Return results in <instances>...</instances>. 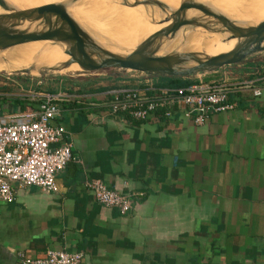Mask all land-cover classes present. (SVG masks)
<instances>
[{"label": "crops", "instance_id": "1", "mask_svg": "<svg viewBox=\"0 0 264 264\" xmlns=\"http://www.w3.org/2000/svg\"><path fill=\"white\" fill-rule=\"evenodd\" d=\"M262 75L264 54L183 78L233 87L235 108L200 126L178 112L143 122L108 116L113 91L143 89L147 80L139 77L18 85L9 98L36 93L39 101L52 95L89 106L82 117L61 107L52 121L72 145L58 192L20 188L13 203H0V264L47 250L81 253V264H264V86H233ZM16 112L0 104V115ZM92 179L133 195L132 212L96 203L84 187Z\"/></svg>", "mask_w": 264, "mask_h": 264}, {"label": "built area", "instance_id": "2", "mask_svg": "<svg viewBox=\"0 0 264 264\" xmlns=\"http://www.w3.org/2000/svg\"><path fill=\"white\" fill-rule=\"evenodd\" d=\"M264 86V75L256 81H247L235 87ZM224 85H191L180 89H156L147 81L143 89H119L113 91L114 102L108 116L124 117L136 122L148 120L157 111L170 118L181 113L197 126L203 125L210 115L231 111L235 104L229 102L231 87ZM157 94L155 98L151 94ZM262 94L261 87L253 95ZM32 101L36 93L21 95ZM60 96H42L35 110L0 115V203L15 201L20 188L37 187L47 193H57L56 177L73 160L72 145L63 126H53L62 109L53 101ZM86 191L92 194L99 205L117 209L122 215L132 212L133 195H123L109 189L100 180L85 182ZM83 255L64 250H47L41 256L29 258L17 255V264H81Z\"/></svg>", "mask_w": 264, "mask_h": 264}, {"label": "water", "instance_id": "3", "mask_svg": "<svg viewBox=\"0 0 264 264\" xmlns=\"http://www.w3.org/2000/svg\"><path fill=\"white\" fill-rule=\"evenodd\" d=\"M79 0H70L74 4ZM124 1V7H150L158 10L163 16L158 24H167L148 37L143 43L126 55H112L103 50L91 35L84 33L70 18L67 5L51 4L25 11L13 10L0 0V8L7 11V15L0 16V51L38 41H53L64 43V54L70 57L68 64L75 63L80 70L94 73L106 70L130 71L146 75L151 78L170 77L187 78L195 75L211 73L227 66L237 65L243 61L264 53V21L253 26H243L220 13L211 11L207 6L195 3L194 0H184L180 7L171 11L165 4L157 0H132L131 4ZM13 8V9H12ZM188 11L199 13L204 19H185ZM32 23L40 22L44 29L26 34L13 33L2 27L4 23ZM207 25L219 27L209 28ZM203 28L210 34L226 35V41L236 40L237 43L228 53L217 56L181 52L157 56L152 46L158 41L173 40L182 28ZM93 54V59L86 58V52ZM44 71H52L44 69ZM56 71V70H55ZM29 74L28 71L16 72Z\"/></svg>", "mask_w": 264, "mask_h": 264}, {"label": "bare ground", "instance_id": "4", "mask_svg": "<svg viewBox=\"0 0 264 264\" xmlns=\"http://www.w3.org/2000/svg\"><path fill=\"white\" fill-rule=\"evenodd\" d=\"M6 5L15 10L25 11L51 4L67 5L70 18L84 33L91 35L94 41L106 52L112 55H126L143 43L157 31L164 29L167 24H158L163 16L158 10L150 7H122L119 0H80L69 4L70 0H3ZM140 1V0H139ZM165 4L171 11L180 7L184 0H157ZM264 0H194L207 6L211 11L220 13L231 21L243 26H253L264 21V9L254 8V3ZM126 2V1H125ZM129 4L128 2H126ZM18 4H23L21 7ZM130 5V4H129ZM179 5V6H177ZM100 6V7H97ZM8 12L0 8V16ZM185 19L203 20L195 11H188ZM233 19H239L235 21ZM2 27L13 33L26 34L44 29L40 22L4 23ZM184 33H194L188 28H182L173 40H158L151 48L157 56L171 53L191 52L206 56H217L228 53L236 45V40L226 41V35L206 34L212 39L197 41L183 37ZM66 45L53 41H38L19 45L0 51V72L16 73L28 71L38 75L44 69L63 72L65 69L78 66L68 64L70 57L64 54ZM88 60L93 59L91 52H86Z\"/></svg>", "mask_w": 264, "mask_h": 264}, {"label": "rangeland", "instance_id": "5", "mask_svg": "<svg viewBox=\"0 0 264 264\" xmlns=\"http://www.w3.org/2000/svg\"><path fill=\"white\" fill-rule=\"evenodd\" d=\"M80 1V0H79ZM77 1V2H79ZM88 1V0H86ZM129 4H131L132 0H126ZM120 6L124 7V1L119 0ZM23 4H18V6H22ZM179 6V5H177ZM100 7V6H97ZM253 9L254 8H263L264 9V4L260 1L257 3H254L251 6ZM16 8V7H15ZM15 8L13 10H15ZM235 21H238L239 19H233ZM209 28L212 29H219V27H214L212 25H207ZM191 30V32L194 33H184L183 37L187 39H195L197 41H209L212 38L209 37L206 34H210L208 31L204 30L203 28L197 27V28H188ZM182 31V30H181ZM264 54V53H262ZM262 54H257L253 57H258ZM251 57V58H253ZM94 78V79H101L106 81L107 79H114L121 77L122 79H138L136 77H139L140 79H144L147 81H151L150 79H153L151 77H148L146 75L136 73V72H130V71H117V70H106V71H100V72H94V73H86L80 70L79 66H73L70 68L65 69L63 72H58V71H44L42 75H31V74H21V73H5V72H0V97L2 98H9L13 96L19 95V91L21 90L20 88L22 85L27 87L26 90H32L33 87H35V84L38 81H42L44 83L45 89H54L55 82L57 80L61 79H84V78ZM18 85H21L18 86ZM3 112L7 113L10 112L9 108L6 107L3 109Z\"/></svg>", "mask_w": 264, "mask_h": 264}, {"label": "trees", "instance_id": "6", "mask_svg": "<svg viewBox=\"0 0 264 264\" xmlns=\"http://www.w3.org/2000/svg\"><path fill=\"white\" fill-rule=\"evenodd\" d=\"M153 86L156 89H180L186 88L192 85V82L185 80L183 78H170V77H158L153 78ZM157 94H151L150 97L155 98ZM52 96V95H51ZM42 101V100H41ZM39 100H30L27 98H2L0 97V104H10V107L13 108V111H31L35 110L40 104ZM53 103L62 107V109H71L79 112V115L82 117L84 115V110L89 106L88 104L82 101H72L67 102L63 101H53ZM154 115H160L163 117L160 111H157Z\"/></svg>", "mask_w": 264, "mask_h": 264}]
</instances>
